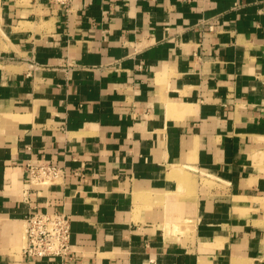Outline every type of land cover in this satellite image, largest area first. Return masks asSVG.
Here are the masks:
<instances>
[{"label":"crops","instance_id":"1","mask_svg":"<svg viewBox=\"0 0 264 264\" xmlns=\"http://www.w3.org/2000/svg\"><path fill=\"white\" fill-rule=\"evenodd\" d=\"M0 264H264V0H0Z\"/></svg>","mask_w":264,"mask_h":264},{"label":"built area","instance_id":"2","mask_svg":"<svg viewBox=\"0 0 264 264\" xmlns=\"http://www.w3.org/2000/svg\"><path fill=\"white\" fill-rule=\"evenodd\" d=\"M69 0H51L56 5L66 6ZM24 173L29 184L46 186L58 183L63 170L51 162H27ZM70 217L65 213L35 212L24 218V245L22 254L26 259H68L70 249Z\"/></svg>","mask_w":264,"mask_h":264}]
</instances>
